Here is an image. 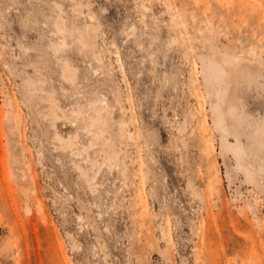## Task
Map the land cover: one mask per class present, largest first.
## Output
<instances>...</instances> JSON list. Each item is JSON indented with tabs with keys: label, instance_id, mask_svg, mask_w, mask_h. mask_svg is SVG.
<instances>
[{
	"label": "rangeland",
	"instance_id": "374dc122",
	"mask_svg": "<svg viewBox=\"0 0 264 264\" xmlns=\"http://www.w3.org/2000/svg\"><path fill=\"white\" fill-rule=\"evenodd\" d=\"M263 132L264 0H0V264H264Z\"/></svg>",
	"mask_w": 264,
	"mask_h": 264
},
{
	"label": "bare ground",
	"instance_id": "6f19581e",
	"mask_svg": "<svg viewBox=\"0 0 264 264\" xmlns=\"http://www.w3.org/2000/svg\"><path fill=\"white\" fill-rule=\"evenodd\" d=\"M56 4V3H55ZM60 6V4H59ZM56 7V6H55ZM61 9V8H60ZM61 11V10H60ZM90 16V15H89ZM93 17V15H92ZM92 17H89V18H92ZM63 22V21H62ZM57 24H58V21H57ZM60 24V23H59ZM65 24V23H64ZM56 25V24H55ZM57 26V25H56ZM65 28L62 27V25H58L57 26V30L59 32H62ZM76 30L75 27L72 28V31ZM82 30V29H81ZM56 31V30H55ZM93 31H94V27L92 25H87L85 27V29L83 31H80V29L78 30V36L77 39L79 40L80 44L84 47V48H87V49H90L93 47L94 45V35H93ZM56 34V32H55ZM62 35V33H61ZM63 36V35H62ZM65 38V36H64ZM62 39V38H61ZM58 41L51 44V48L54 52H60L61 50H63V48L66 46L65 45V42L64 41ZM54 42V41H53ZM52 43V42H51ZM76 44V43H75ZM79 44V45H80ZM81 46V47H82ZM66 48V47H65ZM88 51V50H87ZM86 51V52H87ZM237 61H239V58H235ZM66 61V60H65ZM65 61H63L64 63L62 64V77L68 81V82H74L75 78H76V74L74 73V70L69 66V64L65 63ZM244 72H249V68L247 65H244ZM220 76L223 77V80L225 81V77L223 74H219ZM227 90V84L225 86V89L224 91ZM54 106V105H53ZM214 109H215V113H216V119H215V123L216 125L219 126V128L222 129V131H225L224 129V126H225V120H224V111H223V107H222V103L221 102H218L215 106H214ZM215 118V117H214ZM19 124V123H17ZM18 128V127H17ZM206 132V131H205ZM264 133V132H263ZM236 137V145H235V148H234V154L236 156V158L238 159V165L243 168L244 170H246L242 164H241V160H242V157L244 155V150H243V146L241 144V142L239 141L238 137ZM75 140V139H74ZM74 140H71L70 138H68L67 140H63V145L65 146V148L69 147L71 148L70 146H72V141L74 142ZM61 141H62V138H61ZM74 144V143H73ZM206 151L209 152V148L207 147L206 148ZM79 168V167H78ZM79 170V169H78ZM81 170V171H80ZM79 171L81 172L80 174H86V172H82V169H80ZM85 170V169H83ZM86 171V170H85ZM247 172V171H246ZM88 175V173H87ZM85 176L83 175V178ZM87 177V176H86ZM89 177V176H88ZM94 179V177H92ZM91 178V179H92ZM90 179V178H89ZM90 179V180H91ZM86 180H88V178H86ZM27 196V195H26ZM25 197V196H24ZM28 201V200H27ZM140 201H142V198L140 199ZM142 207V211L140 213V216L141 215H144L146 212L144 210V206L143 204H140ZM39 211L41 210L42 211V208L41 207H38Z\"/></svg>",
	"mask_w": 264,
	"mask_h": 264
}]
</instances>
